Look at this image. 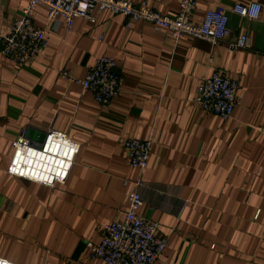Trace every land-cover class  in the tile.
Returning <instances> with one entry per match:
<instances>
[{"label": "crops", "instance_id": "obj_1", "mask_svg": "<svg viewBox=\"0 0 264 264\" xmlns=\"http://www.w3.org/2000/svg\"><path fill=\"white\" fill-rule=\"evenodd\" d=\"M29 0H0V48ZM145 1L173 16L179 0ZM257 1L256 19L231 11ZM227 10L229 34L212 45L174 39L165 28L95 10L70 28L37 4L34 25L47 44L16 66L0 51V257L27 264H105L88 259L101 227L123 220L130 189L138 213L167 238L154 264H264V0H196L191 20L215 6ZM242 33L248 46L229 51ZM101 55L115 59L123 82L107 107L75 82ZM220 70L238 82V105L223 120L194 102L199 79ZM39 142L63 131L80 144L63 183L47 186L12 176L11 140L22 130ZM150 141L144 169L129 165L122 141ZM127 180V184H123Z\"/></svg>", "mask_w": 264, "mask_h": 264}, {"label": "built area", "instance_id": "obj_2", "mask_svg": "<svg viewBox=\"0 0 264 264\" xmlns=\"http://www.w3.org/2000/svg\"><path fill=\"white\" fill-rule=\"evenodd\" d=\"M37 4L47 9V19L62 18L70 28L73 18L81 17L95 21V10H109L124 18V25L131 21L142 20L153 25L155 29L165 28L174 39L193 36L207 40L214 45L229 34L227 10L220 5L208 9L199 22L191 20L196 0H179L175 15H163L142 1L138 5L128 0H29L22 9L21 16L14 19L9 32L1 40V53L16 66L32 62L46 44L44 31L37 28L32 21V12ZM262 9L260 2L248 4L237 3L231 11L240 17L256 19ZM248 46V35L242 33L227 44L229 51ZM60 75L70 82L78 83L84 91L102 107H107L118 96L123 82L115 59L101 55L87 67L83 77L72 76L66 68ZM238 82L221 72L214 70L210 76L199 79L194 102L209 113L225 120L229 118L238 105ZM26 130L11 140L12 152L6 172L12 176L32 180L47 186L63 183L67 178L80 144L72 140L67 133L51 129L44 132L40 142H33L26 137ZM127 161L133 168L144 169L150 157V141L127 137L122 141ZM127 184V180H123ZM142 204L140 193L131 188L128 206L123 220L105 223L100 230L101 240L94 244L86 241L88 259H101L105 264H154L162 253L167 238L157 233V223L143 218L138 213ZM0 264L18 263L0 257Z\"/></svg>", "mask_w": 264, "mask_h": 264}, {"label": "water", "instance_id": "obj_3", "mask_svg": "<svg viewBox=\"0 0 264 264\" xmlns=\"http://www.w3.org/2000/svg\"><path fill=\"white\" fill-rule=\"evenodd\" d=\"M26 136L28 135V130L26 129ZM43 138H44V133H43V135H42V137H41V139L39 140L40 142L43 140Z\"/></svg>", "mask_w": 264, "mask_h": 264}]
</instances>
